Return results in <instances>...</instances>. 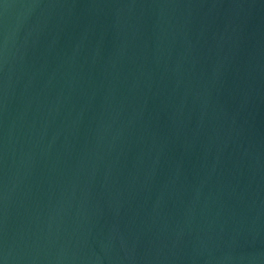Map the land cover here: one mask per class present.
I'll return each mask as SVG.
<instances>
[{"label": "water", "instance_id": "water-1", "mask_svg": "<svg viewBox=\"0 0 264 264\" xmlns=\"http://www.w3.org/2000/svg\"><path fill=\"white\" fill-rule=\"evenodd\" d=\"M0 264H264V0H0Z\"/></svg>", "mask_w": 264, "mask_h": 264}]
</instances>
